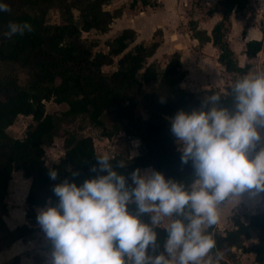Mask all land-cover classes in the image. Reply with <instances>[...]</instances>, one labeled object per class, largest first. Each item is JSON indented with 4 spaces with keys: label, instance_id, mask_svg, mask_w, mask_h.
Segmentation results:
<instances>
[{
    "label": "trees",
    "instance_id": "obj_1",
    "mask_svg": "<svg viewBox=\"0 0 264 264\" xmlns=\"http://www.w3.org/2000/svg\"><path fill=\"white\" fill-rule=\"evenodd\" d=\"M113 0H5L8 11H0V33L7 29L9 21L31 24L32 31L12 37L0 36V250L5 242L14 243L33 236L37 230L35 219L37 208L46 200L54 203L56 197L52 185L65 178L77 184L96 173L90 167L96 164L94 139L90 135L63 130L64 155L51 167L58 170L56 180L48 175L46 147L50 146L61 132L58 119L46 108L47 101L66 103L67 116L86 115L90 123L102 128V134L111 138L115 131L107 130L101 119L106 110L115 107L125 122L122 127L127 137L140 141L139 154L128 161L127 154H113L117 160H125L126 169L154 167L168 177L188 179L192 169L190 163L182 165L175 138L170 132L169 117L177 110H191L200 106L207 93L219 91L218 87L197 93L182 86L187 71L182 65L181 55L173 53L164 67L155 62L148 63L158 42L136 41V31L125 28L107 42V51L97 49L99 41L83 36L84 32L106 33L121 9L111 11L107 6ZM142 4L153 5L151 0ZM138 4L133 1L131 7ZM249 0H219L222 18L211 33L190 21L192 34L200 43L212 42L220 53L218 61L229 72L239 75L249 71L252 63L241 66L226 37V27L232 12L243 13ZM57 10L59 22H52L49 14ZM245 26L242 36L246 35ZM264 48L260 39L245 43L244 54L255 59ZM1 65L9 68L3 70ZM115 65L110 73L98 69ZM16 67L26 71V82H21ZM238 75V76H239ZM237 76V77H238ZM236 77V78H237ZM235 78V79H236ZM164 102H161V96ZM141 110L142 113H138ZM31 116L25 135L11 136L7 129L18 116ZM22 171L31 179L25 197L26 216L29 220L10 228L4 216L8 215L6 194L13 173ZM73 171L79 175L73 176ZM264 203V195H263ZM233 228L220 231L213 229L218 250L223 252L222 264H241L243 253H254L255 262L264 264V207L246 215H231ZM166 233L159 230V240ZM241 250V251H239ZM239 251V252H238Z\"/></svg>",
    "mask_w": 264,
    "mask_h": 264
},
{
    "label": "clouds",
    "instance_id": "obj_2",
    "mask_svg": "<svg viewBox=\"0 0 264 264\" xmlns=\"http://www.w3.org/2000/svg\"><path fill=\"white\" fill-rule=\"evenodd\" d=\"M8 10L0 0V11ZM26 31L27 21H9L0 36ZM168 119L189 178L154 167L121 171L128 162L96 154L95 175L52 185L56 201L36 210L42 264H222L213 229L224 203L264 193V70L240 74L227 96L207 93L198 108ZM131 143L128 161L139 154L140 141ZM48 175L56 180L58 170L49 164Z\"/></svg>",
    "mask_w": 264,
    "mask_h": 264
},
{
    "label": "rangeland",
    "instance_id": "obj_3",
    "mask_svg": "<svg viewBox=\"0 0 264 264\" xmlns=\"http://www.w3.org/2000/svg\"><path fill=\"white\" fill-rule=\"evenodd\" d=\"M133 1L134 0H113L107 8L111 11L121 9L122 14L118 18L114 19L110 30L106 33L96 31L84 32L83 36L99 41L97 49L107 51V42L112 40L127 27L135 29V43H139L144 40H137L138 31H143L144 33H146L147 30L151 31L150 23H154V25L158 26H166L171 33L176 30H180L185 33L191 30L190 21L194 19L195 14H203L201 11L203 6L200 3V0H151L153 3L152 6H145L142 4L141 0H135L138 4L136 7L132 8L131 4ZM214 1V4H212L209 9L217 11L220 9L218 1ZM204 4L209 6L206 1ZM200 8L201 10L198 11L197 9ZM49 17L52 22L60 21V16L57 10L51 11ZM206 17V14L202 15V18ZM236 17L243 21V23L241 22L240 24V21L236 22L235 20L229 21L225 33L227 39H229L228 37H231V40L229 39V41L232 42V47L240 55L241 53H244L245 50L244 49L242 51L241 47V31L243 27L247 26V28H249L250 26H255L258 30L257 37L264 42V0H249V4L247 5L245 11L243 13L237 12ZM153 32L156 37H161L162 35L160 28L154 30ZM262 50H264V48ZM217 53L219 52L217 51L215 55L213 50V53L210 54L213 61L216 59L215 56L218 55ZM238 56H236V59L239 61L240 65H245L247 62L252 63V68L250 69L251 71L264 70V53L260 56L258 54L255 58L259 59L257 61L255 59L249 60L248 58H245L246 56H243V58ZM169 58L170 56L166 57V55L162 56V58H158L156 55H153L152 57H149L148 63L155 62L161 67H164ZM1 67L3 70H7L9 68L7 65H1ZM115 68V65H105L98 70L110 73ZM15 69L17 74L20 76L21 82L25 84L27 77L26 71L19 67H16ZM215 75L216 78H218V88L223 92H227V87L232 84L239 74L231 72V74L223 78L221 76L222 74H219V71H216ZM202 85L203 83L199 80L189 79L186 81V86H188L190 90L192 87L194 89L193 91L197 93H202ZM46 108L49 113H52L59 118V127L62 129L60 134L55 137L54 142L50 146L46 147V163L48 165H52L53 163L59 161V159L64 155L63 130L66 129L78 132L79 134L92 136L98 153L110 152L115 155H126L133 148L131 142L137 139L135 137H127L123 133L122 127L125 121L118 116L115 107H111L106 110L101 117L107 130L115 131L116 129H119V132L111 138L102 134L101 127L92 125L86 115H78L76 117L65 115V112L69 109L66 103L59 104L51 100L46 102ZM138 113H142L141 110H138ZM142 115L145 117L147 116L145 113H142ZM31 121V116H18L14 123L8 127L7 131L11 136L21 138L25 135L26 128ZM137 151H139V147ZM30 182L31 179L25 177L22 171L13 173L8 192L6 194L8 215L4 216L5 221H11L10 225H14L12 224L13 219L17 220L15 225L29 222L26 216L27 206L25 203V197L28 192ZM262 195H264V193H262ZM241 198L249 199L252 198V195H250L249 192H244ZM233 201L235 200H231V202ZM238 211H240L239 207L237 209L233 208L231 215L233 213H239ZM37 227V230L31 237L18 240L14 243L5 242L0 250V264H42L41 252L45 250L46 245L39 225ZM221 254H223V252ZM244 262L245 264H252L251 258L244 260Z\"/></svg>",
    "mask_w": 264,
    "mask_h": 264
},
{
    "label": "crops",
    "instance_id": "obj_4",
    "mask_svg": "<svg viewBox=\"0 0 264 264\" xmlns=\"http://www.w3.org/2000/svg\"><path fill=\"white\" fill-rule=\"evenodd\" d=\"M205 1L209 4V6H206V4H204ZM217 1L219 0H216V2ZM214 2H215L214 0H200V3L202 4L203 9L201 10L200 8L197 10L198 11L201 10L203 14L197 13L195 14V17L193 19L197 21L199 28L205 29L209 33H211L212 28L214 27L216 22L222 18V12L220 9L217 11L213 9H209V7L212 6V4H214ZM147 6H151V5H147ZM204 14L207 15L206 18H202V15ZM234 20L236 22L240 21V24L241 22L243 23V21L239 20V18L236 17V12H232L230 16V21H234ZM150 26H151V31L147 30L146 33H144L143 31H138L137 40H144L142 42H145V43H151L154 41L158 42L159 45L154 54L158 58L159 57L162 58V56H165V55L166 57H169L175 52L180 53L182 65L187 71V75L184 81L182 82V86L189 89V87L186 86V81L190 79V80L201 81L203 83L201 87L202 90L208 89L212 86L218 87V83H217L218 78H216V75H215L216 71L217 72L219 71V74H222L221 76L223 78L231 74V72L227 71L225 67L218 61L220 51L217 45H214L212 42L200 43L199 40L193 36L192 30L185 32V33L181 32L180 30H176L175 32L171 33L169 29H167L166 26H163V25L158 26V25H154V23H150ZM127 28H131V27H127ZM158 28H160L161 33H162L161 37H156V35L153 32L154 30H157ZM257 33H258V30L255 26H250L249 28H246V35L245 37L242 36L241 38L242 51L245 49V43L247 41L252 40V39H259L257 37ZM241 34H242V31H241ZM228 38L231 40V37H228ZM230 45L231 47L233 46L232 42H230ZM232 49L234 50L235 55L238 56L239 53L233 47ZM213 50L215 52V55L217 51L219 52L217 53L218 55L215 56L216 59L214 61H213L212 56L210 55L213 53ZM262 53H264V50L260 51L259 56ZM243 56H246V55L244 53H241L238 57L243 58ZM255 60L257 61L259 59H255ZM215 62L218 65V67L215 64ZM241 66L243 65L241 64ZM191 90H194V89L191 87ZM139 147H140V144H139ZM238 207L240 208V211L238 212L241 218L245 220V217L247 214L257 212L264 207L262 193L258 194L257 196H252V198H249V199L241 198L238 203L237 201H233V202H231V200L226 201L221 209L219 222L216 225L220 231L225 232L226 230L233 228V223L231 220V211L233 210V208L237 209ZM16 222L17 220L13 219L12 224L14 225H10L11 221L10 222L6 221L7 225L10 228L16 227L17 226L15 225ZM248 258H251L252 264H257L255 262L254 253H243L240 258L241 264H245L244 260Z\"/></svg>",
    "mask_w": 264,
    "mask_h": 264
}]
</instances>
